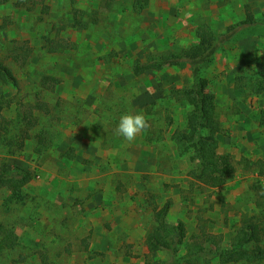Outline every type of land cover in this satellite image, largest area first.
<instances>
[{
    "label": "rangeland",
    "instance_id": "374dc122",
    "mask_svg": "<svg viewBox=\"0 0 264 264\" xmlns=\"http://www.w3.org/2000/svg\"><path fill=\"white\" fill-rule=\"evenodd\" d=\"M134 2L0 6V58L18 79L17 86L0 82V121H8L0 168L34 173L21 200L0 190V223L18 236L14 248L0 251V264H44L43 254L50 264H160L169 254L149 253L145 236L153 206L169 200L167 222L187 228L180 255L202 225L228 246L244 215L264 214V194L253 191L264 174V94L235 87L238 74L264 77V0H150L141 11ZM248 14L255 24L241 25ZM204 24L218 36L234 27L203 69L224 129L219 153H230L236 167L215 189L199 187L191 153L180 154L172 139L186 129L190 107L169 93L191 83L190 66L133 71L138 58L194 44ZM16 44L31 48L26 60L13 59ZM38 94L49 114L36 108ZM129 112H143L151 125L132 143L115 132Z\"/></svg>",
    "mask_w": 264,
    "mask_h": 264
},
{
    "label": "trees",
    "instance_id": "16d2710c",
    "mask_svg": "<svg viewBox=\"0 0 264 264\" xmlns=\"http://www.w3.org/2000/svg\"><path fill=\"white\" fill-rule=\"evenodd\" d=\"M11 0H0V6ZM150 0H135L134 8L137 11L144 9ZM113 0H110V5ZM253 14H248L241 25L255 24ZM87 28L86 23L81 24ZM248 27V26H246ZM234 27L218 36L206 24L198 27V40L187 47L170 49L161 55H147L146 61L136 59L133 71L141 75L147 70H160L163 67L186 63L192 71L191 83L170 91L169 96L176 102L190 107L186 116V129L176 130L172 139L180 154L191 153V162L195 165L192 177L199 187L218 188L226 184L235 174L236 167L230 153H219L220 141L218 134H223L224 129L216 112V97L208 91L209 81L203 74L204 67L211 64L216 53L223 44L232 38ZM46 42L54 43L53 39L45 37ZM52 51L56 46L50 45ZM14 60H26L31 54V48L20 44L11 49ZM0 82L4 84L18 85V79L13 70L0 58ZM237 89H249L256 95L264 94V77H246L238 74L235 77ZM36 108L49 114L48 102L37 96ZM10 104V100L6 101ZM1 112V111H0ZM8 121H0V131L7 129ZM260 124L264 126V108L260 110ZM24 132V140L29 139L28 130ZM39 143L44 142L42 135L38 136ZM246 166L251 167V160L245 159ZM34 179V173L21 167L8 169L6 166L0 168V190L7 188L15 194L18 200L22 199V191L27 184ZM261 191L264 188L257 183L253 191ZM172 206L167 201L162 206L154 205L152 212V224L145 236V245L149 253L166 252L169 257L160 261V264H213L218 260L220 264H236L240 262L255 263L264 260V214L261 216L244 215L241 226L231 238L228 246H223L213 233L202 225L199 234L187 246L185 254L180 255V249L185 244L187 228L185 222L179 220L177 223H168L167 218ZM18 243L17 234L0 223V251L14 248ZM44 264H50L48 256L42 255Z\"/></svg>",
    "mask_w": 264,
    "mask_h": 264
},
{
    "label": "clouds",
    "instance_id": "9594fccd",
    "mask_svg": "<svg viewBox=\"0 0 264 264\" xmlns=\"http://www.w3.org/2000/svg\"><path fill=\"white\" fill-rule=\"evenodd\" d=\"M150 126V122L143 112H129L120 117L115 132L128 143H132ZM260 185L264 188L262 183Z\"/></svg>",
    "mask_w": 264,
    "mask_h": 264
},
{
    "label": "built area",
    "instance_id": "2783aa9c",
    "mask_svg": "<svg viewBox=\"0 0 264 264\" xmlns=\"http://www.w3.org/2000/svg\"><path fill=\"white\" fill-rule=\"evenodd\" d=\"M261 183L264 185V175L261 176Z\"/></svg>",
    "mask_w": 264,
    "mask_h": 264
},
{
    "label": "crops",
    "instance_id": "0c3cea01",
    "mask_svg": "<svg viewBox=\"0 0 264 264\" xmlns=\"http://www.w3.org/2000/svg\"><path fill=\"white\" fill-rule=\"evenodd\" d=\"M260 125H261V124H260ZM218 135H219V134H218ZM218 139H219V138H218ZM219 141H220V140H219ZM259 153H260V152H259ZM259 153H258V154H259ZM260 161H261L262 163H264L263 160H260ZM220 187H221V186H220ZM254 193H255V192H254Z\"/></svg>",
    "mask_w": 264,
    "mask_h": 264
}]
</instances>
